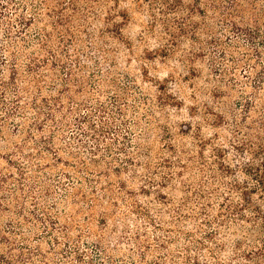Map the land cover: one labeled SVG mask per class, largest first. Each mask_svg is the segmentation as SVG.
<instances>
[{
	"label": "trees",
	"instance_id": "trees-1",
	"mask_svg": "<svg viewBox=\"0 0 264 264\" xmlns=\"http://www.w3.org/2000/svg\"><path fill=\"white\" fill-rule=\"evenodd\" d=\"M0 264H264V0H0Z\"/></svg>",
	"mask_w": 264,
	"mask_h": 264
},
{
	"label": "rangeland",
	"instance_id": "rangeland-1",
	"mask_svg": "<svg viewBox=\"0 0 264 264\" xmlns=\"http://www.w3.org/2000/svg\"><path fill=\"white\" fill-rule=\"evenodd\" d=\"M144 16L140 15L139 13L133 14V20L130 22L128 26L125 28V33L131 37V39L134 42L135 52L140 53L145 46H148L147 43H145V40L140 42L138 40L139 36L141 35L142 30L144 29L145 23ZM154 46V41H151V45ZM203 65V67H202ZM200 68H204L202 71V75L198 79H192L188 81L182 80L184 77V74H186L184 71H182L184 68L176 64L174 60H171L168 64L163 63H152L150 66V73L152 76L158 77L160 79H164L168 77L170 74H174L176 78H179V74L183 72V77H180V83L178 86H176L173 89V93L179 98V100L183 101V106L181 108H167L164 112V117L162 119V123H167L168 125L178 126L181 123L184 122H193L197 123L198 121H201V116H194L191 117L190 115V109L189 107L197 104L196 100H207V96L202 94L201 96L197 94L196 99L193 98V89H202L204 88V82L206 80V74H207V66L206 64H202ZM132 70L137 71V62L133 61L131 63ZM149 84H146L145 87L148 88ZM148 90L153 93V88L149 86ZM203 133L205 137H210L214 135V130L207 128L204 126ZM185 139L183 142H189L191 141L187 136H184Z\"/></svg>",
	"mask_w": 264,
	"mask_h": 264
}]
</instances>
